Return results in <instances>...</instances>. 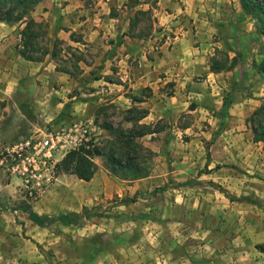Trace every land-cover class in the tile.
Instances as JSON below:
<instances>
[{
  "label": "crops",
  "instance_id": "obj_1",
  "mask_svg": "<svg viewBox=\"0 0 264 264\" xmlns=\"http://www.w3.org/2000/svg\"><path fill=\"white\" fill-rule=\"evenodd\" d=\"M226 1L158 0L152 8L160 28L143 36L130 32V26L139 7L150 9L148 1H42L33 15L37 21L49 22L50 36L80 45L81 50L89 47V54L84 52L85 59H80L79 73H59L58 89L51 77L57 66L52 50L42 59L25 57L21 50L25 23L0 20V101L4 105L0 119L8 108L18 109L24 102L58 107L56 114L68 103L66 116L71 122L93 120L106 106L145 108L137 120L150 127L141 136L155 152L149 175L119 179L110 174L105 159L95 155L97 168L91 180L80 179L81 187H65L64 198L48 197L41 212L33 208L39 214L80 212L115 195L132 197L167 185L151 199L140 195L139 200L123 201L117 208L142 215L153 210L165 223L176 220V230L161 225L162 221H144L138 229L142 241L129 239L120 245L137 252L135 258L125 254L128 260L121 256L114 264H180L164 253L169 242L164 235L174 233H194L203 264H244L246 245L253 243L256 249L258 228L264 224V143L255 141L250 117L264 103V76L256 64L262 54L248 50L254 47L250 42L245 47L244 31L232 25L236 14ZM235 7L240 13L238 1ZM112 9L117 10L115 15ZM167 29L174 33L169 35ZM222 56L226 66L213 70L212 59ZM53 92L62 99L55 101ZM125 120L126 128L135 123L133 118ZM119 123L113 121L115 127ZM145 201L156 204L147 206ZM189 219L193 226L185 225ZM177 236L174 245L180 240ZM148 251L157 253L150 256Z\"/></svg>",
  "mask_w": 264,
  "mask_h": 264
},
{
  "label": "rangeland",
  "instance_id": "obj_2",
  "mask_svg": "<svg viewBox=\"0 0 264 264\" xmlns=\"http://www.w3.org/2000/svg\"><path fill=\"white\" fill-rule=\"evenodd\" d=\"M85 1L89 4L94 3V0ZM145 1L150 3V9H144V5H142L134 12L131 20L130 32L138 36L158 32L160 28L156 25L160 18L154 8H152V6H157L158 0H129V2L135 3ZM237 1L241 6L240 13L237 12L235 7ZM226 2L231 6L233 10L231 12L236 14L234 18H231L232 25H234V28L244 31V36L246 37L245 47H248L247 43L250 42V45L253 44L254 47L251 46L247 49L262 54L261 60L259 57V61L256 64L264 76V36L255 32L257 25L256 19L244 10L241 0H231V2L227 0ZM36 7L31 11L30 16L40 26L29 27L27 30V39L23 35V30L26 28L27 21L30 18L29 15L24 21L7 23H25L22 30L23 47L21 50H25L26 54L31 58L42 59L46 53L52 50L57 66L56 71L52 72L51 77L55 78L54 87L58 89L61 81L59 73L67 70L79 73L81 69L79 64L80 59H85L84 52L89 54V50H86L89 47L86 46L83 48L84 50H81L79 48L80 45L67 44L61 38L50 36V30L48 28L49 22L46 20L37 21L34 18L33 13ZM116 13L117 10L112 9L111 14L115 15ZM252 27H254V30L250 29ZM163 28L165 26L161 27V29ZM166 32L170 35L174 33V30L167 29ZM258 38L259 40H257ZM212 62H216L218 65H224L228 61L222 56L220 59L214 57ZM36 81H38L37 83H43L41 79H37ZM41 94L44 95V92ZM53 99L56 101V99L59 100L62 97L58 92H53ZM1 103L2 101H0V110H3L4 105ZM40 105V107H34L29 102L21 103L18 109L8 108V111H4L5 117L0 119V264H114L116 259H119L121 256H124L128 260L125 254H128L127 256L131 258H135L137 252L132 250L128 252V249H124L125 246H122L123 251L120 245H124L129 239L132 241H140L142 235L139 234L138 229L144 221L146 223L151 221L161 223L162 221L161 225L176 230V220H173L172 223L168 220L169 223H165L161 219V215L152 213L153 210H147L146 215H142L136 213L138 211L124 212L119 211L117 208L124 200H130L131 198H135V201L139 200L140 195L144 198L151 199L154 197L153 195L157 187L152 190H146L144 193H137L132 197L124 196L120 198L115 195L113 198L102 201L98 205H86L89 214L100 215L89 217L83 224H60L55 229H49L35 224L32 220L25 217L23 210L18 206L21 201H29L36 211L41 212L40 206L48 205L49 198H64L65 193L63 189L65 187H81L82 182L75 174L62 173L55 169L54 173L56 178L53 179V182L46 191L38 194L37 197H31L29 194L30 188L25 185L24 180L12 173L10 160L2 161V156L7 154V148H11L22 137L30 138L33 135H45L46 133H63L68 131L73 125L74 122H71V119L66 116L70 114L68 103L63 105L62 111L59 114H56L58 107H47L44 103ZM144 113L145 108L142 106H135L128 110L117 109L112 106L100 108L97 112L98 117H94L95 119L92 120V125L95 128L92 131V136L97 140V147L104 149L109 142H115L117 140L115 135L104 128L106 123L118 122L120 120L117 127L124 128L125 130H133L136 134L150 129L149 126L140 124L137 120ZM128 117L133 118L135 123L133 126L126 128L127 122L125 118ZM254 118V121H251L252 125L255 121L264 120V113L261 112L258 116H254ZM81 120L88 121L87 118L79 119L78 121ZM135 140V143L146 148H138V152L142 155L140 159L143 160V155L146 157L144 158L145 163L143 164L150 168L151 173L156 162L155 152L143 144L141 136L136 137ZM116 145L120 148L117 156H123L122 154L126 150V144L122 141H117ZM107 151L108 148L105 152ZM64 155H57V158L61 160ZM102 157L105 159V164L109 169L106 157ZM110 174L118 177L111 171ZM118 178L122 179L120 177ZM160 187H163V185ZM155 202L152 201V203H149L145 201L144 204L154 206L156 204ZM64 212L71 211L65 210ZM187 223L193 226V220H186L185 225ZM258 229V237L255 238L256 249L253 243H248L249 246L246 245L247 257L243 259L244 264H264V251L257 248L258 244L264 243V224L259 225ZM251 233L254 232H248L247 234ZM175 235L177 236L178 234L164 235L166 240H169L164 253L169 256L170 260L181 261L180 264H183V262L186 263V260H190L192 264L198 262L203 264L204 256H200L195 250V246L197 245L195 241L197 238L194 233L189 232L188 235H178L177 237L180 240L177 245L173 244ZM250 236L252 237V235ZM146 253L151 256V254L157 252L148 251Z\"/></svg>",
  "mask_w": 264,
  "mask_h": 264
},
{
  "label": "trees",
  "instance_id": "obj_3",
  "mask_svg": "<svg viewBox=\"0 0 264 264\" xmlns=\"http://www.w3.org/2000/svg\"><path fill=\"white\" fill-rule=\"evenodd\" d=\"M43 0H0V20L4 22L24 21L28 18L26 28L23 30V35L27 39V30L33 26H40L33 18L30 13L34 8L40 4ZM243 8L246 12L250 13L257 21L256 33L264 36V0H241ZM29 40V39H28ZM259 40V38L257 39ZM26 41V40H25ZM22 54L28 56L25 50ZM212 69L218 71L224 68L226 65H218L216 62H212ZM264 113V104L257 109L256 112L250 117V121H254V116H258L260 113ZM263 115V114H262ZM105 129L109 130L111 134L117 137V140L111 141L104 149L95 147L93 149H71L69 150L61 160L56 164L55 169L62 173H71L77 175L79 179L89 181L94 176L97 168V164L94 161L95 155L105 156L107 163L109 164V170L115 175L122 179L134 180L140 177L149 175L150 168L144 166L145 163L144 155L143 160L139 149H146L144 146L135 143V139L138 136H142L145 132L136 134L133 130H125L124 128L115 127L113 123H106ZM255 141H262L264 143V120L255 121L252 125ZM149 130V129H148ZM147 130V131H148ZM117 141H122L126 144V150L123 152V156H117L120 151ZM141 155V156H140ZM168 186L157 188L154 195H158L164 191ZM227 195L228 192L224 188H221ZM125 202H133L135 198L130 200H124ZM25 215V217L32 220L35 224H38L49 229H55L58 225L64 224H83L89 217L97 216L100 214H89L87 206H85L82 212H60L55 215L39 214L36 212L31 203L27 200L21 201L18 205ZM257 248L264 251V243L258 244Z\"/></svg>",
  "mask_w": 264,
  "mask_h": 264
},
{
  "label": "built area",
  "instance_id": "obj_4",
  "mask_svg": "<svg viewBox=\"0 0 264 264\" xmlns=\"http://www.w3.org/2000/svg\"><path fill=\"white\" fill-rule=\"evenodd\" d=\"M93 121H76L63 133H46L22 139L7 148L2 161L10 160L13 174L22 178L30 188L31 197L42 194L53 182L57 155L66 154L71 149H93L97 140L93 138ZM63 157V156H62Z\"/></svg>",
  "mask_w": 264,
  "mask_h": 264
}]
</instances>
